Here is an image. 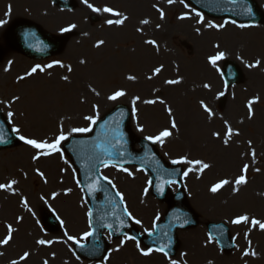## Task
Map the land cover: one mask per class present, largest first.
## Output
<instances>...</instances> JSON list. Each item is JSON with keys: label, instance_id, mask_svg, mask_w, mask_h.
<instances>
[{"label": "rangeland", "instance_id": "rangeland-1", "mask_svg": "<svg viewBox=\"0 0 264 264\" xmlns=\"http://www.w3.org/2000/svg\"><path fill=\"white\" fill-rule=\"evenodd\" d=\"M254 1L264 13V0ZM88 3L121 15L94 12L84 0H75L73 10L58 9L50 0H0V20L6 21L0 24V47L4 53L0 63V112L12 129H20L19 133L14 132L16 135L49 143L61 131L68 139L88 133L72 129H91L94 123L86 116L94 117L96 122L117 105L130 110V129L138 139L155 136L167 128L172 135L163 143L151 141L165 162L173 164V160L187 157L209 164L202 172L195 170L198 166L174 164L183 169L182 189L198 225L179 232V249L172 258L154 251L143 255L142 250H147L126 237L111 241L105 234L110 244L106 258L96 263L81 262L74 257L72 245L84 242V234L89 233L88 212L75 173L62 152L66 140L60 142L59 152L37 160L32 158L37 150L20 140L15 148L0 151V184L17 181L14 191L0 189V204L16 196L22 201L30 199L40 209L32 211L30 222L22 214L19 217L11 206L0 211V240L8 234V225L14 229L9 243L0 244V264H11L13 260L18 264H171L172 260L177 264H200V255L206 261L207 253L223 264H264V229L251 223L252 219L264 223V22L239 27L228 21L211 20L198 16L184 0H173L171 4L168 0ZM48 12H59L60 24L41 18ZM108 19L124 22L109 25ZM21 20L41 26L54 37L66 38L64 49L42 61H32L6 49L5 32ZM144 20L148 23H141ZM71 25H76L70 30L73 34L67 32L65 36L61 29ZM217 52L224 56L214 67L209 57ZM257 60L258 66L249 67ZM227 61L234 62L242 73L241 83L230 88L221 80L222 65ZM49 64L51 68L47 67ZM37 65L43 71L28 75ZM69 67L72 71H68ZM155 68L161 71L153 75ZM65 76L67 80L63 79ZM129 76L135 79L130 80ZM167 80L180 82L168 84ZM205 84L209 87L205 88ZM117 90L126 94L109 100ZM221 92L224 95H219ZM135 97L140 99L133 105ZM146 100L156 103H144ZM201 101L211 110V116ZM249 101H255L251 118ZM9 112L13 113L11 117ZM173 121L176 128H172ZM228 127L233 135L225 144ZM244 165L248 169L242 173ZM189 167L193 171L185 176ZM122 169L107 166L101 168L100 174L123 197L134 228L143 235L149 234L162 220L165 206L151 197L149 180L143 172L127 168L132 173L129 175ZM242 174L246 183L236 185L235 178ZM223 179L230 183L212 193L213 184ZM68 187L71 191L65 194L63 189ZM171 191L174 193L176 187L171 186ZM53 193H57L55 198ZM45 212L60 221L56 233L43 228L41 217ZM239 216L249 220L232 223ZM208 223L228 227L234 242L231 252L224 253L213 240L209 242ZM68 235L74 240H69ZM41 239L52 243L40 245L37 241ZM25 252L30 255L20 260Z\"/></svg>", "mask_w": 264, "mask_h": 264}, {"label": "water", "instance_id": "water-1", "mask_svg": "<svg viewBox=\"0 0 264 264\" xmlns=\"http://www.w3.org/2000/svg\"><path fill=\"white\" fill-rule=\"evenodd\" d=\"M64 6H70L72 0H54ZM200 13L214 19H228L240 24H260L263 16L252 0H186ZM18 43V52L32 59H43L58 54L61 45L46 36L32 25H21L14 31ZM1 59V54H0ZM222 79L227 86L238 84L241 74L236 65L225 63ZM127 110L115 108L94 127L93 133L86 138L71 139L65 146V152L78 172L80 185L84 191L90 210L92 232L85 246H74L75 254L83 260H101L106 252L101 233L107 230L113 239L124 234L134 237L147 248H163L169 256L177 250L176 232L193 228L195 216L187 207L184 195L179 192L168 200V211L163 223L157 225L154 235L140 238L130 227L121 203L110 187L98 175L103 164L120 166L135 165L144 169L151 177V193L159 201H166L170 183L179 184L181 169L165 164L150 145L140 142L141 151H133L136 141L128 129ZM0 149L16 145L6 122L0 116ZM98 196L100 199H98ZM45 223L52 231L57 229L55 222L48 216ZM208 232L217 241L223 251L233 248L226 228L222 225H209Z\"/></svg>", "mask_w": 264, "mask_h": 264}, {"label": "snow or ice", "instance_id": "snow-or-ice-1", "mask_svg": "<svg viewBox=\"0 0 264 264\" xmlns=\"http://www.w3.org/2000/svg\"><path fill=\"white\" fill-rule=\"evenodd\" d=\"M84 3L87 4V7L91 8L92 11L96 12V11H103V12H106V13H111L112 15H115V16H120L121 14L118 13V12H114L112 9L110 8H103V9H97L95 7H93L92 4L88 3V0H84ZM168 3H173V0H168ZM181 3H183V0H181ZM187 7V5H185ZM198 16L200 15L199 13H196ZM7 15V13H6ZM161 18H163V12H161ZM185 17H181V19H183ZM124 19H126V17H124ZM124 19H117V20H111V19H108L106 21L107 24L109 25H112V24H122L124 22ZM203 18L201 17V20ZM199 22V21H198ZM3 23H6V21H3V20H0V24H3ZM141 23H148L147 20H144V21H141ZM209 27H218L217 25H213V24H209L208 25ZM76 25H71L69 28H63L61 29L62 32H67V31H70L71 28H75ZM219 27H223V25H220ZM239 27H245V25L241 24L239 25ZM99 43H103V41H100ZM147 43H150V44H154L155 42L154 41H147ZM218 47V46H217ZM224 56V53L223 52H217L216 55L214 56H210L209 57V63H211L214 67L216 66V62L218 60H220L221 58H223ZM54 63L56 64H59L61 67H64V65L60 62V61H55ZM83 63V61H82ZM260 63L259 60L256 61L255 64L253 65H249V67H255V66H258ZM47 67L51 68L52 65L49 64L47 65ZM37 70H40V71H43V68H41L39 65L33 67L31 69V72L28 73V75H31L32 73H35L37 72ZM68 71H72L71 67L68 68ZM161 71V68H155L153 70V75H156L158 74L159 72ZM63 79L67 80L68 77H63ZM128 79L130 80H134L135 77L134 76H129ZM149 79H151V77H149ZM166 83L168 84H178L180 81L179 80H167L165 81ZM205 88H208L209 85L205 84L204 85ZM126 93L122 90H117L115 91L112 95H110L108 97L109 100H116L118 99L119 97H122L124 96ZM219 95H224L223 92L219 93ZM18 99V98H17ZM140 98L139 97H135L133 99V105H135L136 101L139 100ZM161 104L165 103L163 100H160L159 101ZM255 101H249V118H251V115H252V104L254 103ZM144 103H147V104H153V103H156V101L154 100H146L144 101ZM201 106L204 108V111L207 112L209 114V116L212 115V112L211 110L208 108L207 105H205L203 103V101H201ZM133 113H135L136 109L135 107H133L132 109ZM168 112H169V115H171V109L169 108L168 109ZM13 115L12 112H9L8 113V116L11 117ZM86 120H90L92 123H95V118L94 117H91V116H86L85 117ZM176 123L175 121L172 122V128H176ZM91 129L90 128H73L72 129V132H79V133H83V132H88L90 131ZM141 131L143 129H140ZM13 132H16V133H19L20 132V129L19 128H13L12 129ZM238 134V133H236ZM172 135V133L167 129L165 128L164 130L160 131L157 135L155 136H146L145 139L146 140H150L152 141L153 143H156V142H159V143H163L165 138L167 137H170ZM213 135L215 136H219L220 134L219 133H214ZM233 135V130L231 129V127H228L227 128V131L224 133V136H225V139H224V143L227 144L228 143V140L231 138V136ZM19 140L23 141L25 144L31 146L33 149H36L37 152H36V155H34L32 158L33 160H37L39 159L41 156H50L52 155L54 152H59L60 151V142L63 141V140H67L68 137L66 135L63 134V131H61V134L55 139L54 142L52 143H49L48 141L46 140H39V139H31V138H27L26 136L24 135H20L18 137ZM3 142V138L0 137V143ZM251 143V142H249ZM253 155H255V153H253ZM173 164H177V163H186L188 165H192V166H198L195 170L196 171H199V172H202L204 171L205 169L209 168V164L201 161V160H190L188 159L187 157H181L179 160H173L172 161ZM107 166V165H106ZM248 169V165H244L243 168L241 169L242 173L243 172H246ZM123 171L125 172H128V169L127 168H123L122 169ZM193 171V167H189L187 169V171L184 172V175L187 176L189 172ZM38 174L43 176V173H40L39 170H37ZM129 175H132L131 172H128ZM104 179H107V177H104ZM17 183L16 180H10L9 182H7L6 184H0V189H3V190H11V191H14V188L13 186ZM109 183H111V181L109 180ZM230 181L227 180V179H223V180H220L219 182L213 184V186L210 188V191L212 193H216L219 189H221L224 185H227L229 184ZM246 183V178L245 176L242 174V175H239L238 177L235 178V184L236 185H241V184H244ZM238 189H234V191H236ZM71 189H67L66 190V193L67 192H70ZM145 192H147V189H145ZM57 195V193H53L52 196L53 198H55ZM117 195H120V193H117ZM41 199H43V197H41ZM121 200H123V197L121 196ZM22 203L24 204V206L27 208L28 205H27V201H22ZM29 211H31V209L29 208L28 209ZM127 211V210H126ZM129 217H131V213H128ZM19 219H22V218H19L18 217V220ZM249 220V218L247 216H239L237 217L235 220L232 221V223L234 224H239L241 222H247ZM61 223H63V221H61ZM136 223H140L139 220L136 221ZM251 223L252 225H259V227L261 229H264V223H261L260 221L256 220V219H252L251 220ZM8 234L2 239L0 240V244H3V245H6L9 243V241L12 239V233L14 231V229L12 228L11 225H8ZM151 234V233H150ZM65 235H67V233H65ZM92 235L91 233H85L84 234V238H87L88 236ZM68 239L69 240H74V238L70 235H68ZM127 239H135L134 237H127ZM212 240V237L209 236V242H211ZM38 244L40 245H45V244H51L52 241H45L43 239L41 240H38L37 241ZM123 243V241L121 242ZM81 247H83L81 245ZM137 247H139V244H137ZM158 251H164L163 248L161 249H157ZM153 251V249H148L147 251H144L142 250V254L143 255H149L151 252ZM164 254L167 256V252H164ZM254 255V253H252ZM0 255H2V253H0ZM30 255V253L28 252H25L21 257H20V260H26L28 258V256ZM244 255H249L248 252H245ZM11 264H18V261L16 260H13L11 261ZM44 264H47V261L44 262ZM171 264H177V262L175 260H172L171 261Z\"/></svg>", "mask_w": 264, "mask_h": 264}, {"label": "bare ground", "instance_id": "bare-ground-1", "mask_svg": "<svg viewBox=\"0 0 264 264\" xmlns=\"http://www.w3.org/2000/svg\"><path fill=\"white\" fill-rule=\"evenodd\" d=\"M21 1H23V0H21ZM24 1L31 2L32 0H24ZM59 15H60L59 12H48L46 14V16L42 15L44 18L43 17H41V18L44 19V20H47V21L49 19V21H53L56 25H58L61 22L60 19H59ZM67 189H70V187H68L66 189L64 188L63 192L66 193ZM1 199H2V197H1ZM22 199L23 198H18L16 196L14 198L10 197V201L9 202H4L5 204H3V203L0 204V211L2 212V210H4L6 207L11 206L12 209H14V211L19 214V217H20V214H22L23 215V219H25L28 222L32 221L33 216H34V213L32 211L39 210L40 206H37V204H34V202H32L29 199V200H27L28 207L26 208L24 206V204L22 203ZM29 208L31 209V211L28 210ZM1 216L2 215H0V217ZM182 243H184V242H182ZM199 258H200V260H199L200 264H223V263L220 262L219 258L210 257L208 253L206 254V261L207 262L205 261L204 258H202V255H200ZM61 262L63 263L64 261H61Z\"/></svg>", "mask_w": 264, "mask_h": 264}]
</instances>
